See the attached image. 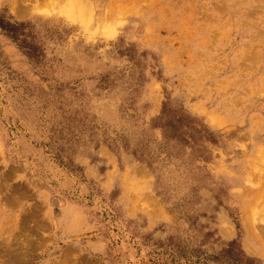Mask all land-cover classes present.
<instances>
[{
	"label": "rangeland",
	"instance_id": "rangeland-1",
	"mask_svg": "<svg viewBox=\"0 0 264 264\" xmlns=\"http://www.w3.org/2000/svg\"><path fill=\"white\" fill-rule=\"evenodd\" d=\"M263 152L264 0H0V264H264Z\"/></svg>",
	"mask_w": 264,
	"mask_h": 264
},
{
	"label": "bare ground",
	"instance_id": "bare-ground-1",
	"mask_svg": "<svg viewBox=\"0 0 264 264\" xmlns=\"http://www.w3.org/2000/svg\"><path fill=\"white\" fill-rule=\"evenodd\" d=\"M15 1H16V0H15ZM19 2H21V1H19ZM14 3H16V2H14ZM29 3H30V1H29ZM17 4H18V3H17ZM31 4H34V3H31ZM37 4H38V2H37ZM37 4H36V5H37ZM50 4H51V2H50ZM15 5H16V4H15ZM24 5H25V4H24ZM36 5H35V6H36ZM13 8H14V7H13ZM16 8H17V9H18V8L21 9L20 7H17V6H16ZM17 9H16V10H17ZM17 11H18V10H17ZM262 154L264 155V152H263ZM263 155H262V156H263ZM223 227H224V226H223ZM224 230H225V229H224ZM224 233H225V232H224ZM226 233H227V232H226ZM228 233H229V231H228Z\"/></svg>",
	"mask_w": 264,
	"mask_h": 264
}]
</instances>
